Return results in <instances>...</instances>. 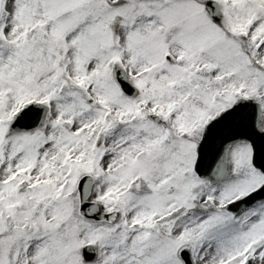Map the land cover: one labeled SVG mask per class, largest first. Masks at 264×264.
<instances>
[{
    "label": "snow or ice",
    "instance_id": "snow-or-ice-1",
    "mask_svg": "<svg viewBox=\"0 0 264 264\" xmlns=\"http://www.w3.org/2000/svg\"><path fill=\"white\" fill-rule=\"evenodd\" d=\"M0 264H264V0H0Z\"/></svg>",
    "mask_w": 264,
    "mask_h": 264
}]
</instances>
